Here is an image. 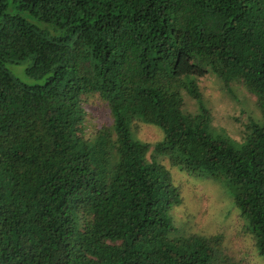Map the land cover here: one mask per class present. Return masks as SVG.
<instances>
[{"label":"trees","instance_id":"trees-1","mask_svg":"<svg viewBox=\"0 0 264 264\" xmlns=\"http://www.w3.org/2000/svg\"><path fill=\"white\" fill-rule=\"evenodd\" d=\"M209 73L258 106L240 145L211 129ZM150 152L224 177L264 257V0H0V264H236L218 235L171 236L179 192Z\"/></svg>","mask_w":264,"mask_h":264},{"label":"rangeland","instance_id":"rangeland-1","mask_svg":"<svg viewBox=\"0 0 264 264\" xmlns=\"http://www.w3.org/2000/svg\"><path fill=\"white\" fill-rule=\"evenodd\" d=\"M25 62L8 64V71L27 83L35 82L25 74ZM202 102L211 113V129L217 135L228 138L240 145L244 141L245 129L250 118L260 120V111L254 103V97L238 84L230 89L222 88L213 74L198 80ZM183 110L197 113L200 107L197 101L183 91ZM87 120L94 126L107 121V115L96 103L89 99L84 103ZM132 128L135 139L154 143L163 137L162 130L149 123H137ZM90 126L89 130H94ZM157 164L168 173L171 185L179 192V203L170 209V216L175 226L173 237L191 235H218L217 248L223 256L230 257L236 264H264V257L255 245L254 234L248 220L236 206L232 190L224 177H211L203 170H190L171 163L168 156L149 153ZM154 157V158H153Z\"/></svg>","mask_w":264,"mask_h":264}]
</instances>
